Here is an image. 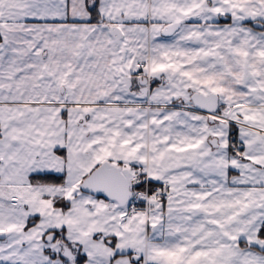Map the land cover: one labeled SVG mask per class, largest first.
Masks as SVG:
<instances>
[{"label":"snow or ice","instance_id":"1","mask_svg":"<svg viewBox=\"0 0 264 264\" xmlns=\"http://www.w3.org/2000/svg\"><path fill=\"white\" fill-rule=\"evenodd\" d=\"M0 264H264V0H0Z\"/></svg>","mask_w":264,"mask_h":264}]
</instances>
